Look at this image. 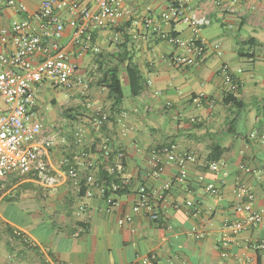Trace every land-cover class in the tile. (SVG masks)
<instances>
[{
	"label": "crops",
	"instance_id": "crops-1",
	"mask_svg": "<svg viewBox=\"0 0 264 264\" xmlns=\"http://www.w3.org/2000/svg\"><path fill=\"white\" fill-rule=\"evenodd\" d=\"M15 1L26 10L0 0V29L33 16L42 0ZM70 1L96 9L92 0ZM172 1L124 0L128 14L93 27L86 49L73 41L69 22L76 14L69 7L55 9L64 24L57 42L77 68L65 85L43 81L35 88L41 134L52 140L45 159L53 182L15 173L0 180V264H142L145 256H154L155 264H264V248L253 246L264 242V0H237L232 10L219 0H192L209 23L198 29L202 55L180 66L172 60L183 48L166 37L193 34L183 22L162 19ZM124 38L143 88L130 95L120 66L124 97L113 112L106 87L97 83V54L107 62ZM54 41L46 37L45 45ZM224 63L229 78L221 73ZM102 113L108 118L97 126L93 119ZM251 131L257 136L250 138ZM168 147L196 156L182 180L179 165L164 159ZM118 151L126 190L105 197L86 186L80 163L92 162L98 177L101 169H114ZM153 151L161 162L158 174L148 163ZM209 154L220 156L210 160ZM209 161L218 169L209 170ZM72 166L77 185L67 173ZM140 186L161 212L156 221L133 211ZM245 203L263 209L261 220L227 240L222 223L241 219L246 212L235 206Z\"/></svg>",
	"mask_w": 264,
	"mask_h": 264
},
{
	"label": "built area",
	"instance_id": "built-area-1",
	"mask_svg": "<svg viewBox=\"0 0 264 264\" xmlns=\"http://www.w3.org/2000/svg\"><path fill=\"white\" fill-rule=\"evenodd\" d=\"M124 0H92L95 10L89 6L78 7L70 0H42L37 12L33 16H26L20 21H13L8 27L0 29V180L8 174L15 173L36 177L52 183L53 178L47 176L46 155L51 146L50 137L41 134L42 124L35 110L34 93L38 84L43 81L50 82L53 86L65 85L69 77L77 68L76 61L69 55L67 50L60 46L57 38L60 37L64 24L56 13L55 9L69 7L76 14L69 22L73 28V41L80 42L84 49L88 48L91 41V29L93 27H103L108 22L128 14V10L123 6ZM225 9L232 10L237 0H219ZM7 4L13 6L18 12H24L26 7L15 0H7ZM166 21L183 22L192 30V36L181 38L179 36H167L168 42L182 46L183 52L173 57L176 66L195 63L202 55L203 47L199 39L198 29L200 26L209 23V19L204 12H199L194 7L192 0H174L168 5V9L161 14ZM32 19L37 22L34 26ZM53 37L55 41L50 47L45 45V38ZM93 50L96 52L97 47ZM38 55L39 58L33 61L32 58ZM221 73L230 77L228 64L224 63ZM80 81V79H78ZM107 119V114L102 113L95 117L93 122L100 126ZM257 136L256 131L249 133L250 138ZM264 141V133L259 135ZM165 161H175L179 165V180L186 176L185 165L189 161H195L196 156L191 153L176 154L173 148H164ZM106 156L109 153L105 154ZM156 152L150 155L148 163L152 173L158 174L161 162L157 158ZM209 170L215 171L219 165L216 161L207 163ZM80 166L86 169L85 183L91 189L96 188L104 195L106 186L94 175V164L90 161L81 162ZM123 169V154L118 151L115 156V166L111 172L119 176ZM68 176L77 185V169L72 166L67 171ZM116 189V185H111ZM208 188L213 190L210 184ZM139 199L133 206L134 212H141L152 221L160 218L161 212L154 204L151 195L145 186L138 188ZM0 187V197L2 196ZM92 195V191L87 192ZM110 195L109 197H112ZM252 198L251 194H248ZM112 202L111 198L109 199ZM188 206L192 201L186 202ZM236 211H245L246 214L235 222L224 221L222 228L224 237L232 240V237L245 228L256 225L260 220L263 209H253L249 203L238 204ZM127 216L125 220H129ZM123 220H119L121 224ZM196 238L201 235L193 228ZM21 235L20 232H17ZM255 248H264V242L253 244ZM142 264H155L154 256H145L141 260ZM48 264L58 263L48 259Z\"/></svg>",
	"mask_w": 264,
	"mask_h": 264
},
{
	"label": "trees",
	"instance_id": "trees-1",
	"mask_svg": "<svg viewBox=\"0 0 264 264\" xmlns=\"http://www.w3.org/2000/svg\"><path fill=\"white\" fill-rule=\"evenodd\" d=\"M132 55V45L130 44V41H127L125 38L123 41L116 43V50L108 54L109 58L107 62H101L105 56L101 53L97 54L98 71L101 73L97 83L106 87L108 91V98L111 101L110 110L113 112H118L124 97L119 76L120 66H124L125 74L129 83L130 95H137L143 88L141 75L139 74L136 65L131 62ZM213 150L214 149H212V151ZM219 156L220 154H209L208 159L215 160ZM98 178L100 182H103L106 186L107 190L104 193L105 197L113 194L119 195L126 190V185L123 184L120 177L113 172H108L104 169H101L98 171ZM112 184L117 186L116 189H112Z\"/></svg>",
	"mask_w": 264,
	"mask_h": 264
},
{
	"label": "rangeland",
	"instance_id": "rangeland-1",
	"mask_svg": "<svg viewBox=\"0 0 264 264\" xmlns=\"http://www.w3.org/2000/svg\"><path fill=\"white\" fill-rule=\"evenodd\" d=\"M122 84H123V86H126V85H125V82L123 81V79H122Z\"/></svg>",
	"mask_w": 264,
	"mask_h": 264
}]
</instances>
